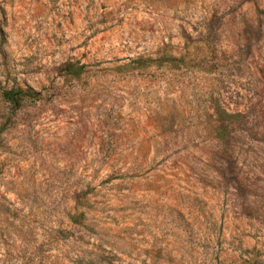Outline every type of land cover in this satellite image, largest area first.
<instances>
[{"label":"rangeland","instance_id":"1","mask_svg":"<svg viewBox=\"0 0 264 264\" xmlns=\"http://www.w3.org/2000/svg\"><path fill=\"white\" fill-rule=\"evenodd\" d=\"M0 264H264V0H0Z\"/></svg>","mask_w":264,"mask_h":264},{"label":"trees","instance_id":"2","mask_svg":"<svg viewBox=\"0 0 264 264\" xmlns=\"http://www.w3.org/2000/svg\"><path fill=\"white\" fill-rule=\"evenodd\" d=\"M38 92L33 89L11 88L4 91V97L15 107L20 106L22 100L27 97H36Z\"/></svg>","mask_w":264,"mask_h":264}]
</instances>
